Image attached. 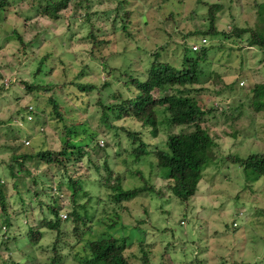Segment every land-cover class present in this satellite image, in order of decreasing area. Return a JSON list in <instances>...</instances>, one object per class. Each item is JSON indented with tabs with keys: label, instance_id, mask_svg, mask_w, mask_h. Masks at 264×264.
I'll return each mask as SVG.
<instances>
[{
	"label": "rangeland",
	"instance_id": "obj_1",
	"mask_svg": "<svg viewBox=\"0 0 264 264\" xmlns=\"http://www.w3.org/2000/svg\"><path fill=\"white\" fill-rule=\"evenodd\" d=\"M10 1L11 6L1 12L0 17V160L25 154V166L32 173L36 172V168L41 173L45 165L30 155L41 149L58 151L66 140L62 130L64 123L51 118L50 94L42 90L37 95L26 93L22 81L61 85L62 88L52 90L59 99L66 122L74 120L77 126L72 142L85 146L91 136L98 138V146L88 149L90 154L79 162L68 163L66 175L62 177L64 182L60 184L58 204L65 205L66 210L61 212L64 218L68 208L74 206L66 179L69 175L80 179L83 192L77 196V207L83 213L81 205L85 206L93 234L86 233L72 254L69 248H64V253L69 252L64 264H81L86 254L85 240L105 234V231L116 237H129L127 242L130 245H127L126 251L133 254V264H143L135 242L138 238L152 244L154 255L150 264H189L195 258L199 263L203 260V264H222V260H226L224 264L233 261L264 264V176L248 184L244 170L228 158L264 152V91L255 87L264 83V51L247 46L245 41L240 42L229 34L234 25L253 27L256 21L255 1L263 0H126L123 6L131 11L126 30H122L119 18L114 27L111 26L115 11L93 13L114 8L122 0H90L89 9L77 7V0H72L59 13L61 18L57 21L35 11L31 1L38 3V0ZM81 1L84 5L85 0ZM217 2L224 5L215 20L220 33L206 36L207 42L203 44L201 30H206L209 24L208 5L204 3ZM27 14L31 15L28 17ZM13 29L21 32L27 43L23 53ZM196 30L199 31L195 33ZM91 33L110 42L96 44L90 53ZM193 44L208 48V56L203 63L204 75L198 87L204 88L203 98L212 94L213 105L218 109L215 116L203 122L217 135L218 147L210 149L216 159L204 167L195 195L180 200L168 189V179L164 175L167 169L158 166L152 150L155 146L163 147L169 134L191 128L170 127L162 106L157 108L159 131L156 136L152 135L149 126L136 119H116L109 111L116 128L123 126L137 131L144 142L152 145L150 153L136 159L129 154L136 143L121 130L107 126L95 103L99 99L103 104L112 106L119 101L113 96L116 91L123 97L136 91L129 79H146L155 52H158L161 61L178 67L186 55L196 54L191 50ZM41 57H46L45 63L42 71L35 75ZM105 57L107 60L103 59ZM216 75H219L218 83H214ZM106 80L110 85L101 88ZM71 81L92 83L101 89H93L89 98L85 95L82 102L77 97L81 91L71 88ZM229 83L234 84L232 88L221 90L224 84ZM211 89L221 91L215 94ZM30 105L33 110L40 107L43 111H38L35 116L29 112ZM21 115L24 119L20 118ZM225 116L229 119L225 120ZM115 132L118 134L114 136ZM11 134L18 135L16 141ZM106 141L109 145L104 148ZM14 142L20 147L12 154L6 145ZM117 152L120 154L116 155ZM105 161L114 171L112 178L117 173L124 174L123 189L149 182L154 183V191L140 193L122 204L114 202L111 198L113 191L100 181L107 174ZM7 173V165L0 163V175L6 176ZM21 173L28 174L27 171ZM52 173L55 174L53 182ZM48 177V183L53 184L54 195L57 196L56 187L61 177L55 167ZM7 179L5 188L14 193L16 190L10 178ZM16 183L21 188V181ZM29 187H32L31 182ZM11 204L17 209V200ZM43 213H47L45 209ZM25 215L12 219L13 224L21 225L23 231L31 227L46 231L45 226H41L45 215L39 210H29ZM3 217L0 214V224ZM112 222L114 226L110 228ZM67 226L71 229L72 225L67 223ZM48 235H44L39 245L45 247L52 242ZM73 239L70 238V241ZM1 240L5 244L2 231ZM7 246L10 249H0L4 259L13 256L23 264L46 260L47 252L33 251L30 247H22L23 252L15 251L10 256L12 245L8 243ZM163 251H166V258L160 255ZM25 255L36 256L37 260H23Z\"/></svg>",
	"mask_w": 264,
	"mask_h": 264
},
{
	"label": "trees",
	"instance_id": "obj_2",
	"mask_svg": "<svg viewBox=\"0 0 264 264\" xmlns=\"http://www.w3.org/2000/svg\"><path fill=\"white\" fill-rule=\"evenodd\" d=\"M71 1L72 0H38V3L31 1V6L39 15L57 21L61 18L59 13L65 10ZM125 3L126 0H122L119 1L118 5L114 8L111 7L107 10L93 13H109L111 10L115 11L116 15L111 19V26L114 27L117 18H119L122 24V30H126L127 26L130 24L131 11L124 8L123 5H125ZM11 4L12 2L10 0H0V17L1 12L5 11ZM90 4V0H85L84 5L81 0H77L75 3L77 7L82 9H89ZM204 4L208 5L209 24L206 30H201V34L203 38H206V36H215L220 33L217 29L215 20L217 13L222 11L224 5L220 2ZM255 5L256 21L254 26L240 27L234 25L230 29L229 34H233V36L240 39V42L245 41L247 46L258 47L264 51V0L255 1ZM30 15L31 14H27L26 16L29 17ZM198 31L199 30H196L194 32L196 33ZM13 32L16 35V40L19 42L20 51H22V53L25 52L27 43L23 40V35L16 29H13ZM222 35L229 37V35H225L224 33H222ZM89 37L92 39L90 53H92L93 46L96 44L104 45L110 42L92 33ZM157 53L158 52L154 53L155 57L147 70V77L144 81H139L137 78L130 77L129 82L136 88V91H131L130 96L123 97L122 94L116 91L113 96L119 99L117 103L109 106L103 104L102 101L98 99L95 104L98 107L97 110H100L102 120L107 126L121 130L132 142L136 143V146L129 151V154L131 153L136 159L150 153L149 148H152V145L144 142L140 133L137 131L130 130L123 126L116 128L112 123L109 111L114 114L116 119H136L142 125L149 126L152 135L156 136L159 131L157 108L162 106L167 114L165 118L170 127L186 126L191 128L185 132L181 131L179 133L169 134L163 147L155 146L153 150L151 149L157 160L158 166L167 169L164 175L168 179V189L180 200H187L195 195L203 177L204 167L209 162L216 159V157H212L210 149L218 147L216 143L217 135L210 130L207 124L204 125L203 123L206 119L215 116L218 109L213 105L212 94H208L203 98L202 91L204 88L198 87L204 75L203 63L208 56V48L203 46L196 51L194 56L186 55L181 65L178 67L161 61ZM45 59L46 57H41L39 60L36 71L34 72L35 75H38L42 71ZM103 59H106V57ZM218 82L219 75H216L214 83ZM236 82H238V80H236ZM22 83L26 93L37 95L38 92L42 90V92L50 94L48 96V101L51 104V118L64 123L62 130L65 132L66 140H64L63 146L58 151L41 149L30 155V157H36L45 165L41 173H38L39 169L37 168L36 172L32 173L29 167L25 166L24 160L27 157L25 154L20 157H11L8 160H0V163L6 164L8 168L6 176L0 175V214L4 215V217L1 218L0 231H2L3 236L6 238L5 244L3 240L0 241V249H2V247L6 250L10 249L7 246L8 243H10L12 247L9 255L11 256V253L15 251L23 252L21 249L22 247H30L33 251L37 249L41 252H47L46 260H37L36 256L31 257L27 255L24 256L23 260H37L35 264H64L66 263V255H68L69 252L70 254L73 253V249L84 240L86 233L93 234L91 225H88L89 216L85 206L81 205L83 213L79 212L77 207V196L79 197L80 192H83L80 179H74L71 175L66 179L65 183L70 190L69 197L74 206L68 208L64 218L61 217V212L66 210L64 209L65 205L58 204L59 194L61 193L60 184L64 182L62 181V177L66 175L65 171L69 165L68 163L71 161L72 164L77 161L79 162L84 156L90 154L88 149L92 150L98 146V138L91 136L85 146L72 142V135L77 126L74 120L69 123L66 122L65 117H63V112L60 109L61 104L59 99L56 97L54 90H52L56 87L62 88L61 85L42 84L33 81H22ZM109 85L110 83L108 80L103 81L101 88H105ZM233 85L232 83L224 84L221 90H228L232 88ZM69 86L71 88L75 87L81 91L77 97L82 102H84L85 95L89 98V93L93 89L97 91L101 89L92 83H77L75 81L69 82ZM255 87H260L261 92L264 91V83L256 84ZM211 91L215 94L220 93V91H216L215 89H211ZM87 102L88 99L85 103ZM258 108L259 107H257V109ZM38 111L43 110L40 109V107L36 108V110H29V112L35 116H37ZM221 114H223V112H221ZM20 118H23L22 115ZM225 118V120L229 119L228 116H225ZM79 124H83V122H79ZM235 132L236 131L233 132V135ZM115 134L117 135L118 133L115 132L114 136ZM11 138L16 141L18 135L11 134ZM108 145L109 142L106 141L104 148ZM6 147L11 150L12 154H15L20 144L14 142L12 145H6ZM68 149L70 150L69 152ZM119 154L120 152H117L116 155ZM228 158L233 163L239 164L242 170H244L248 184L264 176V152L251 153L246 157L233 155ZM53 167L56 168V172H58L59 177H61L56 187L58 189L57 196L54 195L56 193L53 184L48 183L50 182L48 173H50ZM105 170L107 174L100 181H102L103 186L113 191L111 198L116 203L122 204L124 201L130 200L140 193L154 191V183L149 182H145L131 189H123L122 176L124 174L120 175L117 173V175L112 178L111 176L114 175V171L107 162L105 163ZM23 171H27L28 174L23 175V173H21ZM17 172H19V174H17ZM133 173L139 174L137 171H133ZM50 175L52 179L53 176H55L54 173ZM7 178H10L11 185H13V189L16 190L14 193L5 188L8 182ZM38 178L41 179L40 182L37 180ZM18 181H21V188H18L16 185ZM53 181L54 179L52 182ZM29 182H31L32 187H29ZM246 186L248 185L246 184ZM22 191L25 193L24 196H22ZM19 193L21 195L20 197ZM48 197H50V199H47ZM10 199L17 200V209H14L11 204L13 200L10 201ZM44 209L47 212L46 214L43 213ZM29 210H39L45 215L42 219L41 226L44 225L46 231H41L32 227L29 228V230L23 231L21 225L13 224L12 219H17L18 215H23V217H25V214ZM67 223L72 225L71 229L69 228L70 225L67 226ZM31 225L33 226L35 224ZM109 226L112 228L114 223L112 222ZM46 233L49 234L48 236L51 237L52 242L43 247L41 244L39 245V243L43 241ZM104 233L105 234L100 236H93L85 240L84 250L86 254L82 257L81 264H133V254L127 253L126 251L127 245H130V243L127 242L129 237H116L113 233L108 231ZM70 238L74 239L70 241ZM135 242L141 253L139 257L141 262L143 264H150L151 258L154 255L151 248L152 244H147L144 239L139 238ZM16 245L18 246L16 247ZM64 248H69L67 254L64 253ZM160 255L162 258H166V251H163ZM197 260V258L192 259L193 262H197L196 264L204 263L203 260H200V263ZM192 261L189 264H193ZM222 261L225 262L226 260ZM224 262L222 264H224ZM0 263L23 264L21 261L15 260L13 256L11 259H4L1 255ZM231 264L241 263L233 261Z\"/></svg>",
	"mask_w": 264,
	"mask_h": 264
},
{
	"label": "built area",
	"instance_id": "obj_3",
	"mask_svg": "<svg viewBox=\"0 0 264 264\" xmlns=\"http://www.w3.org/2000/svg\"><path fill=\"white\" fill-rule=\"evenodd\" d=\"M201 42L203 43V44H205L206 42H207V39L204 37V38H202L201 39ZM200 47L201 46H199V45H197V44H193L192 46H191V50L192 51H197V50H199L200 49ZM33 107L30 105V109H32ZM28 142L26 141V144H27ZM64 217H65V215H64Z\"/></svg>",
	"mask_w": 264,
	"mask_h": 264
},
{
	"label": "clouds",
	"instance_id": "obj_4",
	"mask_svg": "<svg viewBox=\"0 0 264 264\" xmlns=\"http://www.w3.org/2000/svg\"><path fill=\"white\" fill-rule=\"evenodd\" d=\"M235 224V223H234Z\"/></svg>",
	"mask_w": 264,
	"mask_h": 264
}]
</instances>
